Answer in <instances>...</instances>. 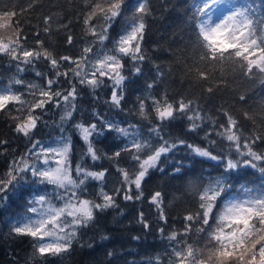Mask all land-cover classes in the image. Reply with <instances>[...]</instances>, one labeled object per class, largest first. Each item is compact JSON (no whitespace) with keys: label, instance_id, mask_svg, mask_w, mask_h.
<instances>
[{"label":"snow or ice","instance_id":"snow-or-ice-1","mask_svg":"<svg viewBox=\"0 0 264 264\" xmlns=\"http://www.w3.org/2000/svg\"><path fill=\"white\" fill-rule=\"evenodd\" d=\"M223 3L224 0H203L202 6L197 7L199 16L206 17L198 19L195 25L194 46L199 57L196 66H186L188 75L200 82L208 94L224 83H212L217 68L227 67L233 74L246 78L257 73L264 75V0L259 8L252 3L230 5L213 19L210 10ZM32 6L30 0L29 9ZM128 7L126 0H83V9L77 13L82 40L77 41L72 34V21L61 23L57 29L66 34L67 48L83 43L78 55H57L41 39L40 31L31 33L34 46L29 47L30 36L19 19L28 9L17 13L0 8V56L14 61L18 73L31 66L35 76L43 81L13 78L7 86L0 87V117L7 118L15 137L28 142L26 150L9 160L6 170L0 172V206L22 188L32 193L25 213L10 221V234L29 238L34 258L63 257L79 239L80 230L88 228L98 213L120 209L118 198L125 202L147 199L161 225L157 230L168 241L167 264H264V150H257L258 144H264V135L246 136L239 119L223 108L220 112L225 122L215 127L217 120L206 116L195 99H172L167 91L154 95L157 78L162 80L164 75L159 69L157 78L146 85V94L136 97L134 114L146 124L129 122L121 126L95 108L91 122L71 124L85 148L73 169V140L64 134V125L75 118L80 89L87 88L98 100L97 89L110 81L111 95L104 102L124 111L122 103L129 80L124 73L125 64L132 62V75L139 76L142 71L140 65L146 59L142 47L144 18L149 14L146 0H138L131 17L115 37L112 35ZM51 23V16L43 17L42 31L47 36L51 35ZM39 63L46 64L48 71L36 70ZM14 86L25 91L14 90ZM26 96L31 99H25ZM239 100L244 102L246 97L240 95ZM53 108L62 109L57 124L61 135L47 142L34 139L40 127L47 126L44 117ZM243 116L246 120L254 119L247 111ZM178 119L188 122L185 135H199L206 120L214 127L201 137L203 144L190 143L181 136L164 133ZM112 133L120 142L115 150L98 149L96 144L108 140ZM9 143L0 138V156L5 155ZM180 150L193 161L199 157L201 163L214 162L211 167L217 174H202L200 183L191 186L194 209L185 210L181 228L173 227L165 235L168 214L162 193L157 190L146 197L145 185L154 172L168 174L169 169L162 165H169L173 174L181 173L182 160L169 161ZM125 154L129 166L121 164ZM88 159L93 167L86 166ZM101 160L112 162L119 177L118 185L110 191L105 190L109 169L94 170L95 162ZM241 169L259 172L261 183L256 188L241 185L239 194H231ZM90 181L99 185L94 198L83 195ZM35 185L53 187L49 192L32 187ZM120 214L123 215V209ZM135 221L145 232L152 231L153 225L143 210ZM193 234L198 237L195 241ZM107 239V235L101 237ZM107 255L112 257L114 252L108 251ZM156 264H161L160 257Z\"/></svg>","mask_w":264,"mask_h":264},{"label":"trees","instance_id":"trees-1","mask_svg":"<svg viewBox=\"0 0 264 264\" xmlns=\"http://www.w3.org/2000/svg\"><path fill=\"white\" fill-rule=\"evenodd\" d=\"M30 0H0V8L15 10L17 13L21 9H28L19 16L25 33L29 34L28 46H34V38L31 37L33 31L41 32V39L45 40L57 55L72 54L78 55L83 43H78L69 49L65 45V33L57 31L61 23L72 21V34L77 41H81L83 33L81 25L77 23V13L83 9V0H31L32 7L29 9ZM138 0H126L128 9L121 16L112 32L113 37L119 32L127 22V18L132 15V9ZM149 14L145 16V38L143 50L145 61L140 65L142 71L139 76L132 75V62L129 60L125 64L124 73L129 76L126 81L125 100L122 103L124 111L110 107L104 101L110 95L111 82L106 81L105 87L97 89L96 96L87 88H81L77 99V111L74 120L65 127V135H70L73 140V150L71 154L72 167L80 162L85 151L83 142L72 128L71 124L77 121L91 122L93 120L92 111L95 108L105 118L127 126V123H144L134 114L136 97L146 94V85L157 78L158 69L162 72L163 79L157 78V87L152 90L153 94H160L167 91L170 98L179 99L184 96L188 99H195L203 109L206 116L217 120L219 123L225 122L220 109L230 111L236 116L242 126L246 136L251 134L264 135V75L257 73L252 78H246L225 67L223 70L217 68L212 83L223 80L213 93L208 94L203 91L200 82L195 81L187 73V67L197 65L199 52L194 46L195 25L198 19H202L197 12V7L202 6V0H146ZM237 6L252 3L257 8L261 0H235ZM51 16V35L43 33V17ZM91 39V38H89ZM36 70L48 71L44 63L36 65ZM13 78H22L25 81L43 83L37 78L31 66L23 73H18L15 62H10L7 56H0V87H5ZM206 86V85H205ZM14 90L24 92L20 86H14ZM244 95L246 101L241 102L239 96ZM25 99H31L26 96ZM132 110V111H129ZM247 111L254 119H244L243 113ZM62 109H50L44 119L47 126H41L34 139L51 141L61 135L57 126ZM186 120H176L170 127L164 129L166 135L181 136L190 143H204L201 140L204 133L210 131L214 126L209 120L204 122L199 135L186 133ZM116 134L112 133L108 140L97 143L96 147L103 151H114L119 141L115 139ZM0 138L10 141L7 145L5 155L0 156V172L7 168L8 161L14 156L22 154L28 142L23 137L17 138L9 129L7 118L0 117ZM212 138L215 139V136ZM122 146V145H120ZM257 150H264V144H258ZM182 160L183 169L181 173L173 174L169 165H162L169 169L168 174L154 172L145 185V196H149L153 191H161L164 201L165 211L168 214V225L165 235L173 227H182V216L187 209H194L195 201L192 195L191 186L200 183L203 174L213 176L217 171L211 167L214 162L201 163V158L196 157L195 161L184 150L175 152L169 157V161ZM123 166H129L130 162L125 154L121 160ZM86 166L93 167V162L88 159ZM108 168L109 174L106 178V189L110 191L118 185V174L112 162L101 160L95 162L94 170ZM239 179L233 181L231 194H239L241 185L256 188L260 185L259 172L252 169H241L237 174ZM41 191H52L51 185H35ZM99 185L95 181H90L87 191L83 194L88 198H94ZM32 193L25 188L20 189L15 194H10L8 201L0 206V264H156L157 257L161 258V264H167L168 241L158 232L161 226L156 219L154 208L150 207L147 199L144 201L125 202L118 198L120 209H109L106 212L98 213L95 221L88 227L80 230V236L74 243L69 253L63 257H48L42 260L33 257L32 246L29 238L16 237L10 234V221L22 210L26 209V201ZM55 203H59L55 201ZM14 207V208H13ZM140 210H143L148 221L153 225L151 232H145L141 225L137 224L135 217ZM107 235L109 239L101 240ZM133 236H139V240H133ZM193 241L198 237L193 234ZM91 245V247H89ZM108 251H113L114 255L109 257Z\"/></svg>","mask_w":264,"mask_h":264},{"label":"rangeland","instance_id":"rangeland-1","mask_svg":"<svg viewBox=\"0 0 264 264\" xmlns=\"http://www.w3.org/2000/svg\"><path fill=\"white\" fill-rule=\"evenodd\" d=\"M203 1V0H202ZM237 6L236 5V3H235V0H224V3L223 4H221V5H218V6H216V7H214V8H212L210 11H211V13H212V15H213V19H215L216 18V16H218L219 15V13H220V11H224V10H226L227 8H228V6ZM238 7V6H237ZM203 18H206V17H202V19ZM54 203H55V201H53ZM59 204V203H58ZM14 208V207H13ZM25 211H26V209L25 210H22L20 213H18L13 219H15V218H17V217H19V216H21V215H23L24 213H25ZM12 219V220H13ZM11 220V221H12Z\"/></svg>","mask_w":264,"mask_h":264}]
</instances>
